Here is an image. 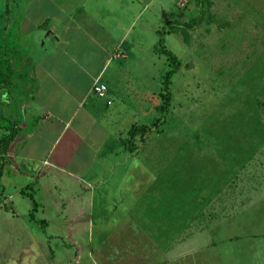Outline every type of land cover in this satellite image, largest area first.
Instances as JSON below:
<instances>
[{"label": "rangeland", "instance_id": "obj_1", "mask_svg": "<svg viewBox=\"0 0 264 264\" xmlns=\"http://www.w3.org/2000/svg\"><path fill=\"white\" fill-rule=\"evenodd\" d=\"M42 1L0 0L2 61L16 49L8 18L52 11ZM149 1H137L125 54L102 79L112 115L96 131L101 146L89 170L75 182L53 172L31 178L0 154V264H105L107 238L123 230L111 223L141 220L151 236L153 223L168 222L171 206L218 189L197 218L209 225L264 189V0ZM41 46L35 43L37 51ZM9 72L11 84L23 83L18 66ZM8 114L0 109L2 130L11 126ZM71 198L81 211L63 213L65 226L52 203ZM75 242L85 251L78 254Z\"/></svg>", "mask_w": 264, "mask_h": 264}, {"label": "crops", "instance_id": "obj_2", "mask_svg": "<svg viewBox=\"0 0 264 264\" xmlns=\"http://www.w3.org/2000/svg\"><path fill=\"white\" fill-rule=\"evenodd\" d=\"M137 1L43 0L52 11L41 14L40 7L32 15L24 12L8 18L16 49L11 59L0 58V109L9 113L11 123L0 129V154L8 153L17 170L23 167L24 176L53 172L75 182L77 173L89 170L99 155L96 131L112 115L107 110L110 90L102 79L114 60L118 64L125 54V39L140 14ZM165 9L153 17L158 19ZM35 43H42L41 51ZM15 66L24 77L18 87L9 77ZM97 80L107 88L103 101L92 90ZM9 134L13 139L5 142ZM218 193L205 189L190 194L187 204L171 206L168 222L153 223L156 230L151 236L141 220L111 223L123 230L107 238L110 248L105 257L111 256L105 264H264V189L253 190L245 208L227 220L209 225L205 217L197 220L208 211L206 197ZM52 205L65 226L63 213L81 211L75 198ZM75 245L78 254L85 251L80 242Z\"/></svg>", "mask_w": 264, "mask_h": 264}, {"label": "trees", "instance_id": "obj_3", "mask_svg": "<svg viewBox=\"0 0 264 264\" xmlns=\"http://www.w3.org/2000/svg\"><path fill=\"white\" fill-rule=\"evenodd\" d=\"M161 53H164V54H166L168 57H169V59L171 58V60H173L174 62H175V58L173 57V55L170 53V52H168V51H161ZM172 72L173 71H167L166 73H165V75H164V83H167L168 84V82H169V78H170V76L172 75ZM1 79H2V74H1V70H0V81H1ZM160 110H162V108H160ZM141 130H142V132H144V131H146V127H141L140 128ZM129 134H130V136L131 137H134L135 136V134H136V128H133L132 130H130L129 132H128ZM11 134H9L7 137H5L3 140L5 141V142H9V141H11L12 139H13V136H11Z\"/></svg>", "mask_w": 264, "mask_h": 264}, {"label": "built area", "instance_id": "obj_4", "mask_svg": "<svg viewBox=\"0 0 264 264\" xmlns=\"http://www.w3.org/2000/svg\"><path fill=\"white\" fill-rule=\"evenodd\" d=\"M93 93L100 98H104L107 93V88L104 84L100 83L98 80L93 84Z\"/></svg>", "mask_w": 264, "mask_h": 264}]
</instances>
